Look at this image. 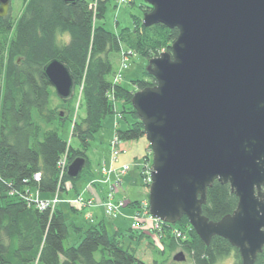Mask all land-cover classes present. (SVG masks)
Returning <instances> with one entry per match:
<instances>
[{
	"label": "trees",
	"instance_id": "16d2710c",
	"mask_svg": "<svg viewBox=\"0 0 264 264\" xmlns=\"http://www.w3.org/2000/svg\"><path fill=\"white\" fill-rule=\"evenodd\" d=\"M110 2L23 0L16 21L11 11L0 17V264H146L136 251L147 240L143 230L129 229L126 235L117 226L111 232L105 224H97L83 232L79 245L65 248L70 229L63 211H40L35 205L28 206L20 195L19 199L5 195L23 188L54 196L66 193L69 182L77 193L76 182L90 164L87 152L111 118L119 121L114 129L112 151L126 155L142 146V153L135 154L133 159L144 158L150 164L147 153L152 152L151 146L132 105L135 90H127L112 79L115 73L109 56L127 51V58L137 56L149 62L163 50L171 51L179 31L161 24L145 27L142 17L133 16L132 29L124 28L118 34L109 32L103 20ZM134 3L135 0L129 2ZM141 9L147 13L144 6ZM53 60L60 61L75 82L72 98L58 97L64 106H50L54 88L44 69ZM133 84L136 90H143L154 86L155 79L146 69L143 79ZM76 93L77 108L85 109L80 121L74 118L71 132L79 148L64 141L59 130L70 117L68 104L74 101ZM64 158L68 166L77 158L86 159L79 178L70 179L65 172L60 179L59 164ZM37 175L39 182L34 181ZM237 205L238 198L230 186L216 182L208 189L203 215L218 222L233 214ZM177 225L185 236H169L171 253L182 251L191 264H221L232 256L233 264H243L238 252L233 253L234 248L224 238L216 236L206 245L187 217ZM171 229L162 224L159 233ZM75 230L81 232L82 228ZM164 264L183 263L172 258ZM257 264H264V252Z\"/></svg>",
	"mask_w": 264,
	"mask_h": 264
},
{
	"label": "water",
	"instance_id": "95a60500",
	"mask_svg": "<svg viewBox=\"0 0 264 264\" xmlns=\"http://www.w3.org/2000/svg\"><path fill=\"white\" fill-rule=\"evenodd\" d=\"M144 1L145 27L179 31L171 52L149 62L155 85L132 99L153 152L150 211L168 224L187 217L206 245L222 237L243 264H255L264 249V0ZM10 2L0 0V17ZM44 72L59 98L73 96L74 78L60 61ZM86 163L75 159L69 178ZM216 182L231 186L238 205L213 222L203 206Z\"/></svg>",
	"mask_w": 264,
	"mask_h": 264
},
{
	"label": "rangeland",
	"instance_id": "374dc122",
	"mask_svg": "<svg viewBox=\"0 0 264 264\" xmlns=\"http://www.w3.org/2000/svg\"><path fill=\"white\" fill-rule=\"evenodd\" d=\"M119 1L120 0H111V2L108 4L105 19L103 20L105 28L109 32L115 34L120 33L121 30L124 28L132 29L134 27L133 16L144 18V11L141 8L143 6L145 9L149 7L144 0H135L134 4H120ZM11 9V15L16 21L23 9V0H11ZM124 53H127V51H125ZM109 58L112 62L113 70L115 73V76L112 77V79H114L116 83H120L121 86L127 90H136V87L134 86L133 82L143 79L144 73L146 72L149 62L144 58L132 56L129 58V61L127 63L128 66H126L123 64V53H112L110 54ZM120 73H122L123 75L122 81L117 77V75H120ZM81 92L82 88L80 89V94ZM136 92L137 91H135V93ZM78 102L79 96L77 95L74 101L68 104V107L70 109V117L62 126L59 127L60 136L62 137V139L66 142L70 141L74 148H79V144L77 143V141L71 138L74 118L77 117V120L80 121V119L85 116V109L83 107L80 109L77 108ZM50 103L51 107L64 106V104L59 100L55 89L51 90ZM120 107L121 105L118 104L117 108ZM113 142L114 132L111 131L103 130L96 137V139L91 145L90 150L87 152V157L90 162L89 167L83 172L81 179L76 182L77 193H75L73 183L69 182L67 183V192L61 194V200L67 198H79V195L85 196V194H88V187H90L91 185L90 182L87 180V174L89 175L91 171H94L99 164L103 174L116 175V177L118 178L117 184L120 187L123 181L128 180L127 171L130 168V165L125 164L120 166L119 160L121 157L117 156L116 152H113L111 148ZM135 149L140 150L142 149V146H136ZM108 157H110V160ZM105 158L107 161L105 160ZM117 166H120V168H117ZM115 169L120 170L119 173H117ZM142 171L143 174L140 173L138 180L135 181L134 185H132V189H134L136 193L141 196V198H149L150 186L147 182L145 175V173L148 172L146 169V165L143 167ZM31 195L33 200L37 199V193L34 190L32 191ZM39 202L40 205L47 206V202L49 201L44 199V197L41 198V196H39ZM91 202L93 201L91 200ZM56 205L57 203L55 204V206ZM93 205L94 203H92V206ZM49 207L53 208L54 205H49ZM59 209H61V205H59ZM89 209L91 210L92 207L90 206ZM133 209L134 211H132L131 213L128 212L126 204L120 200H116L115 196H112V194H107V197L103 199V203L101 206L102 213L111 216L112 219L114 218L120 221L119 224L121 225L122 234H125L129 229H131L133 223L136 222V214L139 213V211L135 208ZM90 210H88V212L86 213L85 210L81 209L74 216L69 215L68 211L65 212L68 217V226L70 229L69 238L64 242L65 248L79 245L82 238L84 237L83 232L85 230H87L90 226L103 223L104 220L97 218V216L94 215L93 212H91ZM124 219L128 220L125 221ZM146 219L147 221L144 224L145 229L143 231L147 233V240H145L142 244L137 247V256L146 264H164L165 262H167V260H171L177 253H179L177 252L173 254L170 252L168 241L169 236L172 237L174 235V231L179 229L180 227L179 225H175L173 226V229L167 230L166 233H162L161 235L159 231L153 230V227H156L157 225L155 221L144 216L142 218H139V222L141 223ZM76 227H81L82 231L77 232L75 230ZM134 231L136 232L138 230ZM183 264L191 263L189 260H186ZM221 264H233V260L228 259Z\"/></svg>",
	"mask_w": 264,
	"mask_h": 264
},
{
	"label": "crops",
	"instance_id": "0c3cea01",
	"mask_svg": "<svg viewBox=\"0 0 264 264\" xmlns=\"http://www.w3.org/2000/svg\"><path fill=\"white\" fill-rule=\"evenodd\" d=\"M118 123H119V121L117 120V118H111L105 123L104 130L115 132L114 131V129H115L114 124L116 126ZM140 153H142V149H140V150L135 149L134 153H129V154L121 156V158L119 160L120 166L125 165V164L130 165V169L127 172L128 180L123 181L121 187L117 184L118 178L116 177V175H114V174H112V175L103 174L101 167H100V164L98 165V167H96V169L91 173V176H92L93 180L95 181V183H93L90 187H88V194H85V196H83L84 198H86V196H87L88 200L92 199L94 201V205L91 206L92 207L91 210L89 209V207L83 209L86 211V213L88 212V210H90L91 212H93L94 215L97 216V218L104 220L103 219L104 216H103V213L101 211V205H102L103 199L105 197V193L107 194V192L110 191L111 189L114 190L116 200H125L126 203H128V204L133 203V202H137V201L141 202V201H143V199L144 200L146 199L145 197L141 198V196L138 193H136V191L134 189H132L133 188L132 185H134L135 181L138 180L143 167L147 163L144 158H142V160L139 159L136 161L133 159L135 154L140 155ZM147 154L149 155V152ZM108 158L110 160V157H108ZM105 160H106V158H105ZM109 160H108V162H109ZM150 160H151V157H150ZM120 166H117V168H120ZM115 171L117 173H119L120 170L115 169ZM98 185H100V186L97 187ZM62 201H63L62 211H64V212L68 211L69 212L70 207H69L68 203L71 202L72 199L67 198V199H62ZM67 204H68V206H67ZM74 207H75L73 209L74 215L77 213L78 209L81 210L82 208H84V207H78L76 205H74ZM127 210L130 213L132 212L131 208H127ZM128 219H126V220H128Z\"/></svg>",
	"mask_w": 264,
	"mask_h": 264
},
{
	"label": "built area",
	"instance_id": "2783aa9c",
	"mask_svg": "<svg viewBox=\"0 0 264 264\" xmlns=\"http://www.w3.org/2000/svg\"><path fill=\"white\" fill-rule=\"evenodd\" d=\"M131 1L132 0H121L122 3H127V2H131ZM116 155H117V153H116ZM59 167L61 168V177H63L65 162L60 163ZM0 180H2L1 174H0ZM34 181L39 182V176L38 175L34 177ZM11 191L12 192L10 194L13 195L15 192H13V190H11ZM22 197L28 202L29 206L34 204L40 211H45V210L50 208L49 205H55L57 203V199H56V201L52 200V201L47 202V206L40 205L39 198L37 197L36 200H33L30 191H27L25 194L22 195Z\"/></svg>",
	"mask_w": 264,
	"mask_h": 264
},
{
	"label": "flooded vegetation",
	"instance_id": "af4514ba",
	"mask_svg": "<svg viewBox=\"0 0 264 264\" xmlns=\"http://www.w3.org/2000/svg\"><path fill=\"white\" fill-rule=\"evenodd\" d=\"M230 186V185H229ZM230 188H231V186H230ZM232 191V190H231ZM262 191L264 192V188H262ZM231 245V244H230ZM231 247H233L232 245H231ZM234 248V247H233ZM234 251L236 252H238V254L240 255V257H241V254H240V252H239V250H237L236 248H234L233 249V253H234ZM263 252H264V249H263ZM262 252V253H263ZM261 253V254H262ZM261 254H259V255H257V258H256V261H255V264H257V261H258V257L261 255ZM229 259H232L233 260V256L231 257V258H229ZM241 259H242V257H241ZM228 260V259H227ZM242 263H243V261H242Z\"/></svg>",
	"mask_w": 264,
	"mask_h": 264
},
{
	"label": "bare ground",
	"instance_id": "6f19581e",
	"mask_svg": "<svg viewBox=\"0 0 264 264\" xmlns=\"http://www.w3.org/2000/svg\"><path fill=\"white\" fill-rule=\"evenodd\" d=\"M175 225H176V224H173V226H175ZM173 226H172V227H173ZM176 226H177V225H176ZM174 233H177V236H178V237H182V236L184 237V236H185V234L182 235V233H181V231H180L179 229L175 230Z\"/></svg>",
	"mask_w": 264,
	"mask_h": 264
}]
</instances>
